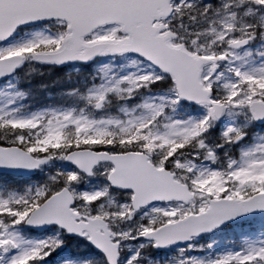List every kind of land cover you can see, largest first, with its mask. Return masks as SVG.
I'll return each mask as SVG.
<instances>
[{"label": "snow or ice", "instance_id": "1", "mask_svg": "<svg viewBox=\"0 0 264 264\" xmlns=\"http://www.w3.org/2000/svg\"><path fill=\"white\" fill-rule=\"evenodd\" d=\"M0 264H264V0H0Z\"/></svg>", "mask_w": 264, "mask_h": 264}]
</instances>
